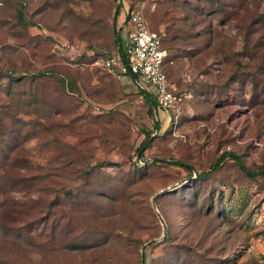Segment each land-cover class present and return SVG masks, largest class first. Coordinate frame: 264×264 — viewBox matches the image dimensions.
I'll return each instance as SVG.
<instances>
[{"label": "rangeland", "instance_id": "1", "mask_svg": "<svg viewBox=\"0 0 264 264\" xmlns=\"http://www.w3.org/2000/svg\"><path fill=\"white\" fill-rule=\"evenodd\" d=\"M125 7L166 33L177 118L95 65ZM0 113L46 180L0 196V264H264V0H0Z\"/></svg>", "mask_w": 264, "mask_h": 264}, {"label": "built area", "instance_id": "2", "mask_svg": "<svg viewBox=\"0 0 264 264\" xmlns=\"http://www.w3.org/2000/svg\"><path fill=\"white\" fill-rule=\"evenodd\" d=\"M117 33L118 48L99 58L95 65L108 74L129 75L137 93L152 95L158 109L172 112L177 118L185 96L176 93L167 80V54L163 47L166 33L152 30L141 8L126 7Z\"/></svg>", "mask_w": 264, "mask_h": 264}, {"label": "trees", "instance_id": "3", "mask_svg": "<svg viewBox=\"0 0 264 264\" xmlns=\"http://www.w3.org/2000/svg\"><path fill=\"white\" fill-rule=\"evenodd\" d=\"M117 1H118V3H120V0H117ZM118 11H119V8H117L115 10L114 18L117 17ZM21 18H22V14H21V12H19L18 13V20H21ZM262 20H263V18H262ZM175 38H177L176 35L173 36L171 40H174ZM115 43H116V47L118 48V43H119L118 42V35L115 38ZM168 61H171V60L168 58ZM12 72L15 73L14 71H9L8 73H12ZM23 74H26V73H22L21 75H23ZM43 74H46V73H32V74H29L28 77L30 78L31 82H33L37 77H40ZM20 81H21L20 78H16L14 81H12V83L14 82L15 84H17ZM67 89L68 88L64 85L63 81L61 83H59V90H60L59 94L60 95L65 94L66 92L67 93L72 92L71 90H69V89L67 90ZM20 94H22V93H20ZM141 94H143V93H140V95ZM143 97L149 101L151 108H154L156 106L155 99L153 98L152 95L146 93V94H143ZM26 105L30 106L31 102H28ZM59 113L60 112H57L56 114H59ZM149 113L151 114V109L149 110ZM53 115H54V113H53ZM3 118L4 117H2V115L0 113V126H2L1 121ZM38 119L42 123L44 122L43 118H38ZM75 120L76 119H73L69 125L60 123V124H58V127H66V128L72 129L73 128L72 125L75 122ZM35 124H36V122H35ZM39 126L41 127V130L43 133H45V134L50 133L49 125L46 124V125H39ZM157 127H158V125L156 124V128ZM0 130H1V128H0ZM11 132L12 131L9 130V133H11ZM5 133H6V131H5ZM147 140H148V138H147ZM147 140L141 144V148L146 144ZM22 153L23 154L25 153L23 148L15 145V144L7 145V147L5 149L4 148L1 149L0 172H2L4 174L3 176L6 178L3 182H9L7 187H3L2 184L0 185V196H2V197H5L6 194H9V193L32 192V191H35L34 193H38V192H41V190L43 191V189H44V187H42V188L38 187V184H39V182H45L46 181L45 177L39 178L40 177L39 174H37V176L30 175L28 177V176H24L22 173L19 172V171H23V170H31L32 169L31 168L32 167L31 162L28 158L23 159V160L20 158L22 156ZM12 154L15 155L14 161H10V157ZM18 157H19V159H17ZM227 157H232L233 160L241 167L242 170H244V171L246 170L241 165L239 158L230 152L222 153L211 169L217 170L218 167L220 166V162H222ZM169 162H171L172 164L177 165V166L186 167V165H184L180 161H169ZM246 174L250 177H255L257 175L264 176V170L258 169L256 172H252V173L246 172ZM6 203H7L6 200L1 201L0 207H5ZM26 203L27 204H25V201H24L23 202L24 206H21V207H27V205L29 207V206H32L35 204H39L40 202H36V200H31V198H29V199H27ZM43 204H44V207H47L46 201H44ZM18 205H16V206L18 207ZM48 207H50V203L48 204ZM145 261H146L145 256L141 255L140 260H139V264H145Z\"/></svg>", "mask_w": 264, "mask_h": 264}, {"label": "crops", "instance_id": "4", "mask_svg": "<svg viewBox=\"0 0 264 264\" xmlns=\"http://www.w3.org/2000/svg\"><path fill=\"white\" fill-rule=\"evenodd\" d=\"M122 21V20H121ZM108 74V73H107ZM109 75H112V74H109ZM112 76H115V75H112ZM124 76L125 75H118L117 76V79H116V82L115 80L111 79L112 83H114L115 85H117L118 89H120V91L123 93V94H128L129 93V89L126 88L125 85H123L122 82H124ZM133 80V79H132ZM110 81V82H111Z\"/></svg>", "mask_w": 264, "mask_h": 264}, {"label": "water", "instance_id": "5", "mask_svg": "<svg viewBox=\"0 0 264 264\" xmlns=\"http://www.w3.org/2000/svg\"><path fill=\"white\" fill-rule=\"evenodd\" d=\"M137 156H139V154H137Z\"/></svg>", "mask_w": 264, "mask_h": 264}]
</instances>
